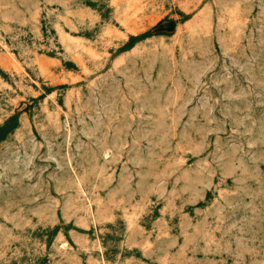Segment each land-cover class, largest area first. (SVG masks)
Instances as JSON below:
<instances>
[{
    "label": "rangeland",
    "instance_id": "374dc122",
    "mask_svg": "<svg viewBox=\"0 0 264 264\" xmlns=\"http://www.w3.org/2000/svg\"><path fill=\"white\" fill-rule=\"evenodd\" d=\"M0 264H264V0H0Z\"/></svg>",
    "mask_w": 264,
    "mask_h": 264
}]
</instances>
